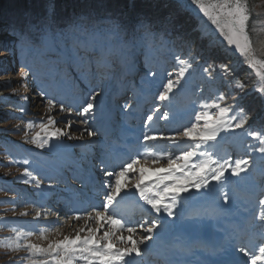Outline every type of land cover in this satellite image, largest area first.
Segmentation results:
<instances>
[{
	"label": "rangeland",
	"instance_id": "1",
	"mask_svg": "<svg viewBox=\"0 0 264 264\" xmlns=\"http://www.w3.org/2000/svg\"><path fill=\"white\" fill-rule=\"evenodd\" d=\"M171 1L177 3L181 10L187 11L193 19V25L191 23L195 30L193 36L198 37L199 42L204 41L203 51L198 50V41L182 36L184 42H178L175 47L152 51L147 57L144 52L138 51L135 57L136 67L132 73H128L120 66L113 68L110 73H105L103 69H98L94 62L69 63L66 54L56 49L30 50L27 46H21L16 36L9 35L7 29H0V241H3L0 243V264H8L10 257L26 255L24 251L13 252L6 247L9 238H14L11 231L13 228L32 231L34 235L29 239L33 243L46 246L50 240L74 235L75 230L85 224L82 219L79 220L78 226L74 213L82 211L89 205L101 204L105 192L102 182L113 178H106L98 171L100 161L104 159L109 170L114 168L118 171L119 167L116 165L118 162L113 163L110 160L111 149L114 146L119 147V151H123L124 154L126 148L121 142L123 139L130 138L133 134L137 137V140L129 145L128 155L125 154L121 159L125 162L136 155L137 147L140 146L139 152L144 151L141 144L145 133L172 135L195 122V113L202 111L200 107L202 103H210L220 91L228 92L224 83L220 81L213 86L210 85L204 74L198 72L199 64L193 63L194 70L186 77L188 82L184 84L182 91H177L168 104L167 110L172 119L169 121L154 119L146 124L147 116L153 114L155 106L160 105L164 110V105L155 99V93L166 72H176L181 67L174 59L175 56L199 60L202 63L215 46L214 50L226 55L223 63H227L232 70L234 68L244 73L242 78L234 79L248 86L247 95L243 96V99L260 105L259 111L253 120L249 121V125L264 115V97L254 90L258 85V78L245 63L244 57L227 46L215 25L200 12L193 0ZM51 3L52 0H48V6ZM249 4L253 12L249 23V35L253 41L256 59H264V0H249ZM229 59L235 62H229ZM148 68L158 72L155 82L151 85L143 83ZM41 91L47 92V96H41ZM89 92H96L99 95L95 119H89L85 124L81 122L84 118L77 116L76 111L82 106ZM112 96L115 97L114 100ZM23 97L28 99L25 100ZM53 97L56 101L55 107H49L47 100ZM60 103L66 108L72 107L73 111L61 112ZM126 104H131L132 107L125 109ZM104 110L111 116L107 122L104 120ZM211 111L216 113L215 109ZM49 116L55 119L56 124L48 126V131L58 127L69 131L72 139L54 137L41 148L38 144L48 138L42 131V125H48ZM69 121L72 122L70 130L67 128ZM29 122L32 124L30 128ZM249 125H246V128ZM87 127L98 134L89 137L84 132ZM38 133L37 143H32L33 137ZM58 143L60 148L55 149L54 146ZM189 143L183 142L181 148H187ZM257 143L243 130H237L235 134L221 133L218 142L208 150L216 152L221 157H231L233 160L251 156L255 164L250 179L239 184L228 183L223 188L212 182L208 190L197 192L190 189L189 192L182 193V199L188 206L184 210L176 211L177 217L170 219L171 226L177 229L180 225L186 227L189 222L198 223L204 219L206 223L219 229L222 242L226 234L236 227L238 219L243 220L247 217L251 220L253 215H258L257 196L264 190V176L260 174L264 172V159L258 152L251 150ZM154 148L171 151L175 146L170 142L160 141ZM258 161L263 163L260 164ZM141 163L151 167H166V161H161L159 165H152L151 160L147 162L142 160ZM25 169L31 176L24 175ZM237 179L231 178L232 181ZM36 180L41 181L39 187ZM89 181L93 183L90 184ZM121 182L129 183L130 186L135 183V179L128 182L122 178ZM222 192L228 193L232 203L223 205ZM221 206L229 209L230 214L219 217L207 215ZM236 209L238 211H235ZM116 211L118 214L122 212L118 205ZM24 212L28 215H21ZM37 212L41 213L39 217L36 216ZM151 216L155 217V214ZM148 217L149 215L144 212L139 215L136 208L129 214V223L137 227V236L144 234L140 224ZM91 226L95 227V224L91 223ZM42 230H45L44 236L47 239L41 238ZM123 235L128 234L124 232ZM158 237L159 235L148 242L147 247H154L158 243ZM245 239L256 244L261 237L258 231L254 230L249 232ZM200 244L202 243L196 241L185 245L174 244L180 255L179 260L191 262L187 259L189 258L196 262L194 261L196 255H192L188 248H195ZM141 247L144 248L145 254L141 258H136L134 264H163L161 260H152V255H148L145 250L147 247L143 245Z\"/></svg>",
	"mask_w": 264,
	"mask_h": 264
},
{
	"label": "snow or ice",
	"instance_id": "2",
	"mask_svg": "<svg viewBox=\"0 0 264 264\" xmlns=\"http://www.w3.org/2000/svg\"><path fill=\"white\" fill-rule=\"evenodd\" d=\"M193 3L215 25L227 46L244 57L245 63L258 78V85L254 90L264 97V59H256L253 41L249 35V23L253 15L249 0H193ZM87 7L88 11L73 14L67 23L61 25L54 6L49 4L46 15L36 23L32 22L29 13H25L23 27L16 22L7 25L9 35L16 36L17 42L30 50L56 49L66 54L69 63L94 62L96 67L103 69L105 73H110L117 66L132 73L136 67L135 57L138 51L144 52L147 57L152 51L175 47L178 42H184L177 24L170 18L153 20L147 16H139L135 25L129 29L105 0H97ZM174 59L181 67L176 72L167 71L155 93V99L164 105V110L160 105L155 106L153 114L147 116L146 124L154 119H172L167 110L168 104L177 91H182L184 84L188 82L186 77L194 70L193 63L200 64L199 60L182 59L180 56H175ZM201 67L208 82H214L217 75L226 78L232 71L227 63H208L207 66ZM157 76L156 70L148 68L143 83L151 85ZM231 86L238 90L236 94L218 92L210 103L200 105L202 111L195 113V122L182 130L172 135L145 133L141 144L144 151L138 150L135 156L122 162L118 171L114 168L109 170L108 164L102 159L98 171L102 172L104 177L113 179H105L102 182L105 192L99 206L89 205L74 213L75 220L85 221L83 226L75 230L74 235L50 240L46 246H42L29 239L34 235L32 231L13 228L11 231L14 238H9L6 247L13 252L24 251L26 255L10 257L8 264H134L136 258L145 254L141 246L146 248L148 242L168 227L165 217H177L175 209L184 203L182 193H187L190 189L197 192L208 190L212 182L223 188L228 183L239 184L249 180L255 164L251 156L233 160L208 150L218 142L221 133L235 134L237 130H243L248 137L258 142L251 150L258 152L264 159V130L246 128L252 117L242 106L241 100L247 95L248 86L240 80H235ZM40 95L47 96V92L41 91ZM98 95L99 93L89 92L82 106L76 111L77 116L84 118L82 123L87 124L89 119H95ZM55 104L54 97L47 100L49 107H55ZM131 107V104L125 105V109ZM212 109H215L216 113H213ZM59 110L71 113L73 108H66L60 103ZM55 124V119L49 116L48 125H42V131L48 138L42 140L38 147H45L54 137L72 139L69 131L58 127L49 132L48 126ZM28 127H32L31 122ZM67 128H72L71 121L68 122ZM84 132L89 137L98 134L90 127L85 128ZM38 139L39 133L33 137L32 143H37ZM160 141L170 142L175 149L170 151L154 148ZM183 142H190L187 148H181ZM142 160H151L152 165L166 161V167L145 166L142 165ZM24 175L31 176V173L25 169ZM232 177L238 179L232 181ZM122 178L128 182L134 178L135 183L130 186L129 183L122 184ZM40 183L41 181L36 180L38 187ZM130 193L138 195L139 200L148 206L145 211L155 213V217L149 215L140 224L143 235L137 236V227L116 211L117 205L122 204ZM221 195L223 205L232 203L227 192H222ZM257 208L258 215H253L251 220L247 217L238 219L236 227L226 234L222 243L189 247L191 254L200 258L198 264H240L238 259L233 258L237 254L246 258L243 264H264V190L257 196ZM228 214L230 210L222 206L207 213L212 217ZM21 215L26 216L28 213ZM40 215V212L36 213L37 217ZM90 222L94 223L95 227H92ZM254 230H257L261 237L256 244L245 239L248 233ZM44 231L40 233L41 238L47 239ZM124 232L128 235H123ZM117 244L122 246L118 247ZM166 264H172V261H166ZM185 264L189 262L185 261Z\"/></svg>",
	"mask_w": 264,
	"mask_h": 264
},
{
	"label": "trees",
	"instance_id": "3",
	"mask_svg": "<svg viewBox=\"0 0 264 264\" xmlns=\"http://www.w3.org/2000/svg\"><path fill=\"white\" fill-rule=\"evenodd\" d=\"M96 2L97 0H52L51 5L55 8L59 23L63 25L68 22L73 14L88 11L89 9L87 6ZM105 3L116 11L120 16L121 22L129 29L135 25L139 16H147L153 20L170 18L177 24L180 35L198 41L197 48L200 52L203 51L204 41L199 42V38L193 36L195 32L191 27L193 19L187 14V11L181 10V7L171 0H105ZM48 7V0H0V29L8 30L7 25L13 22L23 27L25 13H29L32 22L36 23L46 15ZM189 27H191V29ZM206 42H208V40ZM214 48L215 46L212 51L206 55L202 63L199 64L198 72H202L201 65L206 66L208 63H215L218 65L225 61L226 55L217 52ZM43 50L48 51V49ZM228 61L232 62L234 60L229 59ZM242 75H244V73L241 70L233 68L228 77L222 78L220 75H217L216 80L209 83L213 86L216 82L220 81L224 83V87L229 93L235 94L237 89L231 85L234 84L235 77L242 78ZM241 104L252 117L251 120H253L254 115H256L260 109V105H254L253 101L245 100V98L241 100ZM248 129L256 131L264 130V115L260 116L248 127ZM258 163L261 164L263 162L258 161ZM260 174L264 176V172Z\"/></svg>",
	"mask_w": 264,
	"mask_h": 264
},
{
	"label": "bare ground",
	"instance_id": "4",
	"mask_svg": "<svg viewBox=\"0 0 264 264\" xmlns=\"http://www.w3.org/2000/svg\"><path fill=\"white\" fill-rule=\"evenodd\" d=\"M109 112L107 110H104V120L107 122V119L110 116V114H108ZM108 131V130H106ZM125 132H121V134H124ZM137 137L136 135H132V137L130 138H125L123 139V142L125 144V151L123 154V151H119V147H115L113 149H111L112 154H113V158L112 161L113 163H116L117 168L119 167L118 165L122 163V160L125 157V154H127L129 152V145L136 141ZM55 149L57 147L60 148V144H56ZM113 147V145H112ZM140 150V146L137 147V151ZM128 155V154H127ZM119 209L122 215H124L125 217H127L129 214H131V211H133V209L136 208V211L138 212V214H142V212L146 213L147 215H154L155 213H148L147 211H145V209L148 207L147 205H144L143 201H140L138 198V195H133L130 194L125 201L122 204H119ZM188 206V204L183 203L182 206H178L175 211H177L178 209L184 210L186 209ZM139 217V216H138ZM165 219L167 220V225L168 227L166 229H162L161 233L159 234L158 237V243L154 246V247H147L145 250L148 252V255H152V260L153 259H157V260H161V262L163 264H166V261H172V264H177V262H179V264H185V262L183 260H179L180 255H178L177 249L174 247V244H189L192 241H196V242H201L202 244H209V245H215V244H219L222 243L221 242V235L219 234V229H217L214 225H210V223H206V221L203 219L202 221H199L198 223H192L189 222V224L186 227H183V225H180L179 228H174V226H171L170 224V217H165ZM78 226H79V221H77ZM201 225H203L201 227ZM77 226V227H78ZM204 226H210L213 229V235L211 238L209 239H204L200 236V232L201 229ZM201 227V228H200ZM183 241H187V243L183 242ZM189 249V248H188ZM146 254V255H147ZM194 257V256H193ZM235 259H238L240 261V264H243V261L245 260V258H243V256L241 254H237L236 257H233ZM189 261V264H198L199 261V257L196 256V258L194 259V261L196 260V262H192L193 259H189L187 258ZM186 260V259H185ZM177 261V262H176Z\"/></svg>",
	"mask_w": 264,
	"mask_h": 264
},
{
	"label": "water",
	"instance_id": "5",
	"mask_svg": "<svg viewBox=\"0 0 264 264\" xmlns=\"http://www.w3.org/2000/svg\"><path fill=\"white\" fill-rule=\"evenodd\" d=\"M213 235L212 228L210 226H204L201 229V237L204 239H209Z\"/></svg>",
	"mask_w": 264,
	"mask_h": 264
}]
</instances>
